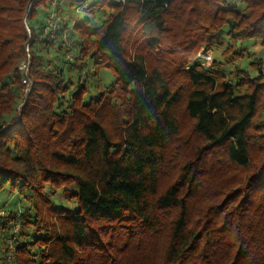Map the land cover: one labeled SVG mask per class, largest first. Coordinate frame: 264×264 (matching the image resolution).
Masks as SVG:
<instances>
[{
	"label": "trees",
	"instance_id": "trees-1",
	"mask_svg": "<svg viewBox=\"0 0 264 264\" xmlns=\"http://www.w3.org/2000/svg\"><path fill=\"white\" fill-rule=\"evenodd\" d=\"M84 1L0 0V264H264V0Z\"/></svg>",
	"mask_w": 264,
	"mask_h": 264
},
{
	"label": "rangeland",
	"instance_id": "rangeland-1",
	"mask_svg": "<svg viewBox=\"0 0 264 264\" xmlns=\"http://www.w3.org/2000/svg\"><path fill=\"white\" fill-rule=\"evenodd\" d=\"M95 0H85L83 2V4L81 5H85V7H88L89 5L92 4V2ZM84 7H79L78 10H76V13L74 14V16L71 17L72 20H78V22H81L83 20H90L92 25L94 26H98L101 21L104 19L105 14H109V10H101V11H96L93 14H89L87 13V11H85L83 9ZM74 13V11H72V14ZM240 48L245 49L244 51V57L239 60L238 62H236V65H239L242 69L244 70H248L249 67V62L255 57V56H259V57H264V47L260 46V44L258 43L257 45H253L251 42H244L242 44L238 45ZM202 53V50L199 51V55ZM220 52L217 53H212L211 51H207L204 54V60H203V65L204 66H210L212 61L214 59H218L219 58V54ZM234 64L232 65H227L224 67V69L226 71L228 70H232ZM105 71H101V80H102V84H108L110 83L112 76ZM22 92V96H21V100L17 105V111L19 112L20 108H21V104L23 99L25 98V91L21 90ZM164 184H168L167 180H164ZM165 185V186H166ZM53 200L56 202V204L58 206H67L69 207L67 204V202L64 199V193L63 190H60L57 194L53 195ZM18 202V197L16 195L13 196H7L5 194H0V206L4 205L5 206V211L6 210H13L16 208V203ZM214 202L210 201V198L207 197V199H204L203 201H198L194 204V209L195 210H200L201 212H204L213 204ZM21 206V205H20ZM18 207V206H17ZM23 208V206H21ZM107 236V235H106ZM107 239V238H106ZM157 242H158V248L156 250H154V252L156 254L159 253L160 249H162L163 243L165 242V236L163 235L162 237L156 238Z\"/></svg>",
	"mask_w": 264,
	"mask_h": 264
},
{
	"label": "built area",
	"instance_id": "built-area-1",
	"mask_svg": "<svg viewBox=\"0 0 264 264\" xmlns=\"http://www.w3.org/2000/svg\"><path fill=\"white\" fill-rule=\"evenodd\" d=\"M111 1L120 2L122 0H111ZM54 5H55V1L52 2L51 6L53 7ZM57 28L58 26H56L54 22H52L51 20L48 22V28H47L48 31L52 32ZM26 51H28V49H26ZM27 58H29V55ZM28 67H29L28 59L27 61L20 64V66L18 67L19 71L22 73L21 85L23 86V90L25 91V94H27L31 85V79L28 75ZM11 258H12V252L10 251L8 254V259Z\"/></svg>",
	"mask_w": 264,
	"mask_h": 264
}]
</instances>
